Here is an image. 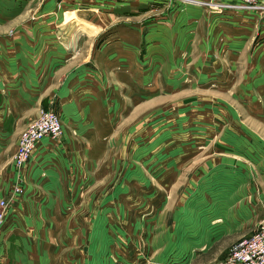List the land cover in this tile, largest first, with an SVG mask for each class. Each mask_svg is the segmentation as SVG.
Segmentation results:
<instances>
[{
  "label": "rangeland",
  "instance_id": "1",
  "mask_svg": "<svg viewBox=\"0 0 264 264\" xmlns=\"http://www.w3.org/2000/svg\"><path fill=\"white\" fill-rule=\"evenodd\" d=\"M198 1L0 0V18L5 11L23 18L7 21L11 33H49L58 46L69 43L64 32L78 38L67 45L74 48L70 55L55 56L56 65L80 58L84 74L69 88L65 104L76 118L64 119L63 134L72 145L56 170L79 176L92 162L96 184L64 185L96 187L102 198L39 200L40 208L70 212L69 264H216L264 219L258 213V205L264 211V122L253 115L264 113V13L219 11L212 0ZM60 98L56 93L44 110L61 113ZM230 113L246 118V132L224 126ZM92 127L93 134H79ZM244 171L247 210L235 219L244 229L209 242L214 231L197 219L220 202L230 205L220 193L237 189ZM14 258L8 255L6 264Z\"/></svg>",
  "mask_w": 264,
  "mask_h": 264
},
{
  "label": "crops",
  "instance_id": "2",
  "mask_svg": "<svg viewBox=\"0 0 264 264\" xmlns=\"http://www.w3.org/2000/svg\"><path fill=\"white\" fill-rule=\"evenodd\" d=\"M190 1L199 3L198 0ZM237 1L227 0V2ZM231 11L264 13L262 10ZM250 17L252 16L245 18L246 27H249L252 23ZM9 19L13 21L18 19L21 23L23 18L17 15L7 16L6 11L0 18V200L4 199L8 203L4 222L0 225V264H6L8 255L12 254L15 256V264H28V254L30 264H64L67 262L69 264L72 227L69 218L70 212L64 208L47 207L43 203L42 206L44 207L40 208L39 200L72 197L102 198V191L95 186L94 189L91 186L89 190L73 191L74 187L71 189L64 185L70 182L88 183V186L93 182L96 184L98 174L91 175L92 171L88 170L89 167L93 166L92 162H85V165L88 163V169L81 171V174H84L79 176L69 175L67 169L65 171L56 170L60 166V162L65 160L66 153L69 151L68 148L72 145L69 138L70 134H66L65 129L59 141L53 142L48 138L41 141L35 148L31 160L25 166L17 167L14 163V155L22 132L38 118L45 108L52 105L56 93L64 102L62 114L55 110L60 115L63 127L64 119L76 118V114H70L71 109L65 103L71 94L69 88L80 85V76L84 75L83 71H80L83 62H79L80 58L77 57V60H74L76 63L74 66H72L74 62H68L66 59L59 61L62 63L56 65L55 56L58 54L70 55L72 49L74 50L73 44L78 38H75L76 35L70 38L68 33L64 32L63 35L67 37L64 39L69 38V43L65 42V44H62L63 46H58L55 45L53 36L49 40V33L45 35L41 32H27L21 28L11 33V29L6 25ZM257 22L259 21L257 20ZM83 23L85 24L84 21ZM175 30L178 31V20H176ZM83 31L84 28L78 29L80 33ZM42 36H45V39H42ZM212 39L218 40L219 34L213 33ZM71 44L73 47L67 46ZM80 45L82 46V44ZM176 45L178 46V44ZM78 47L80 46L78 45ZM241 50L246 51L245 48ZM262 51L264 52V49ZM76 69L79 70L77 73H75ZM59 87L62 88V92L58 91ZM230 114L233 116L228 117V121L224 123V126L232 130H238V133L246 132L244 131L247 126L246 118L236 113ZM253 115L264 122V113ZM94 129L92 127L85 132L78 131L79 134L88 135L93 134ZM216 174L219 179L223 178L221 171H216ZM246 180V172L244 171L238 178L239 187L237 189L220 193L222 201H226L224 199L232 200L231 203H234L233 211L230 210L231 203L227 205L220 202L218 207L211 211L212 214L201 218V220L197 219L200 226H211L210 231H214L208 237L209 242L219 240L220 235H223L222 231L225 233L235 230L239 233L244 229L240 222L236 223L235 219L237 214L247 210V199L245 198L249 190L244 186ZM18 184L23 187L22 193L15 191ZM251 190L253 191V188ZM118 196V193H116L111 198H117ZM218 208L219 210L222 208V212L220 211L219 214ZM258 209V213L263 215L262 206L258 205ZM225 212L229 213L228 216ZM55 215H67V217L56 218ZM128 225L130 224L127 223ZM86 226L88 227L87 224ZM112 226L118 227V224ZM136 226L138 228L135 229H144L145 227L139 224H136ZM208 226H206V229ZM128 227L124 226L123 231L127 230ZM84 230L86 228H83ZM246 235L249 234L239 236L234 242ZM83 242L82 244L79 242V246H84L85 255L86 247ZM191 245L193 246L192 251H194L195 244ZM27 248H30L29 252ZM215 253L214 251L212 255ZM216 256L210 260H214ZM201 260L203 262L208 261V259ZM202 261H199L198 264L203 263Z\"/></svg>",
  "mask_w": 264,
  "mask_h": 264
},
{
  "label": "built area",
  "instance_id": "3",
  "mask_svg": "<svg viewBox=\"0 0 264 264\" xmlns=\"http://www.w3.org/2000/svg\"><path fill=\"white\" fill-rule=\"evenodd\" d=\"M211 4L217 7L213 5V9L219 11L223 10V7L264 11V0H238L237 4L212 0ZM62 131L63 124L60 115L54 110H43L38 118L23 131L19 139L14 155L16 166L21 168L31 160L33 151L42 138L57 139L61 137ZM15 191L22 193L23 187L18 184ZM7 206L6 200H0V225L4 222ZM216 264H264V219L253 233L234 242L227 257Z\"/></svg>",
  "mask_w": 264,
  "mask_h": 264
},
{
  "label": "bare ground",
  "instance_id": "4",
  "mask_svg": "<svg viewBox=\"0 0 264 264\" xmlns=\"http://www.w3.org/2000/svg\"><path fill=\"white\" fill-rule=\"evenodd\" d=\"M54 111H55V110H54ZM40 114H41V113H40ZM28 127H29V126H28ZM22 133H23V132H22ZM62 134H63V131H62ZM21 135H22V134H21ZM61 136H62V135H61ZM20 137H21V136H20ZM46 138L50 139L49 137H44V138L41 139V141H43V140L46 139ZM41 141H40V142H41ZM40 142H39V144H40ZM39 144H38V145H39ZM38 145H37V146H38ZM37 146H36V147H37ZM36 147H35V148H36ZM34 150H35V149H34ZM33 152H34V151H33ZM14 163H15V160H14ZM15 165H16V164H15ZM17 167H18V166H17ZM253 232H254V231H253Z\"/></svg>",
  "mask_w": 264,
  "mask_h": 264
}]
</instances>
